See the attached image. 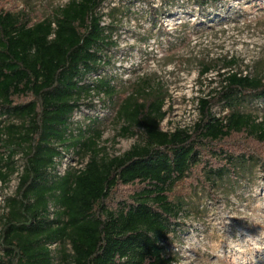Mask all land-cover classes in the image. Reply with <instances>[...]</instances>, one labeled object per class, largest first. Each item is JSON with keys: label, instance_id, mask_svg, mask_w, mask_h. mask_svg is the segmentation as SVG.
<instances>
[{"label": "trees", "instance_id": "trees-1", "mask_svg": "<svg viewBox=\"0 0 264 264\" xmlns=\"http://www.w3.org/2000/svg\"><path fill=\"white\" fill-rule=\"evenodd\" d=\"M107 1L69 0L32 24L21 12H0V116L20 121L0 122V182L17 173L14 157H22L15 195L0 217V264H55V245L68 247L59 248L61 264H174L168 235L181 206L170 199L173 188L197 167L211 184L242 178L254 164L264 171V114L241 111L245 101H264V79L235 69L233 57L217 71L218 88L199 99L191 129L163 131L164 101L139 103L143 86L116 110L120 135L140 134L128 151L106 158L96 148L98 132L73 134L83 97L116 94L112 77L101 73L115 47L101 13ZM126 1L155 11L151 0ZM217 1L193 3L203 10ZM212 69L205 63L201 76ZM218 105L220 116L212 111ZM62 146L87 155L82 168L56 173ZM130 185L141 189L111 206L115 189Z\"/></svg>", "mask_w": 264, "mask_h": 264}, {"label": "rangeland", "instance_id": "rangeland-1", "mask_svg": "<svg viewBox=\"0 0 264 264\" xmlns=\"http://www.w3.org/2000/svg\"><path fill=\"white\" fill-rule=\"evenodd\" d=\"M68 1L0 0V12H21L32 24ZM151 4L154 12L145 4L129 6L126 0H109L101 8L103 24L113 26L115 42L101 73L112 77L116 94L83 97L71 129L74 135L84 132L85 138L98 132L96 148L106 158L119 156L141 141L136 129L133 136H121L123 123L116 118L118 105L137 89L144 86V93L136 94L139 103L154 96L164 101L166 116L160 128L172 132L192 128L199 99H208L218 88L216 74L224 60L233 57L238 63L235 69L264 79V0H219L203 10L193 0L166 4L151 0ZM205 63L213 69L201 76ZM212 111L220 116L225 110L218 105ZM241 111L260 117L264 101H245ZM0 122L20 124L1 116ZM58 148L59 175L82 168L87 161V155L76 149ZM14 161L17 173L7 183L0 182V217L7 212L5 200L15 195L22 169L20 154ZM140 189L118 186L111 206ZM170 199L181 206L176 231L168 235L167 251L176 259L174 264H264V171L258 164L247 166L242 178L224 177L215 184L206 182L197 167L173 188ZM59 248L68 251L67 246H52L55 264L63 261Z\"/></svg>", "mask_w": 264, "mask_h": 264}]
</instances>
